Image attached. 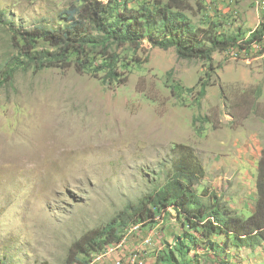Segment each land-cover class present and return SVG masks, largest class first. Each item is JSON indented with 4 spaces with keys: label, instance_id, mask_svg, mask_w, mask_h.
<instances>
[{
    "label": "rangeland",
    "instance_id": "rangeland-1",
    "mask_svg": "<svg viewBox=\"0 0 264 264\" xmlns=\"http://www.w3.org/2000/svg\"><path fill=\"white\" fill-rule=\"evenodd\" d=\"M82 1L0 0V9L15 29L59 27L64 25L59 15ZM123 1L130 9L154 3ZM187 3L186 14L197 27L216 23L224 36L239 35L240 42L250 37L245 9L251 10L253 1ZM9 24L0 23V259L5 264L70 263L79 252L76 245L87 247L85 237L96 238L167 183L180 146L191 147L204 168V178L193 186L199 196L219 197L239 216H251L264 150V41L251 51L215 52L211 64L179 59L175 49L153 48L147 41L139 47L112 44L117 71L127 78L123 85L105 83L106 72H77L74 57L67 69L19 67L4 81L12 59L20 56ZM42 49L50 47L40 42L37 51ZM160 212L158 222L122 227L119 247L81 253L75 264H113L132 251L145 256L146 264L147 259L149 264H221L222 257L201 238L195 243L201 249L182 257L174 244L184 236V225L174 209ZM109 248L112 253L105 256ZM227 261L264 264V251L243 248Z\"/></svg>",
    "mask_w": 264,
    "mask_h": 264
},
{
    "label": "trees",
    "instance_id": "trees-1",
    "mask_svg": "<svg viewBox=\"0 0 264 264\" xmlns=\"http://www.w3.org/2000/svg\"><path fill=\"white\" fill-rule=\"evenodd\" d=\"M187 1L154 0L153 4L130 9L122 0H83L81 5H74L59 15L64 25L17 29L8 23L5 12L0 9V23L10 25L20 54L12 59L3 80L8 81L19 67L24 70L34 67L37 72L46 68L67 69L72 66L71 58L74 57L77 72L92 70L95 75L106 72L105 83L123 85L127 78L117 71V57L110 51L112 44L139 47L147 41L153 48L175 49L179 59L211 64L215 52L237 47L251 51L253 43L264 41V17L259 28L240 42L239 35L219 33L216 23L207 28L197 27L186 14ZM40 42L47 43L50 49L37 51ZM205 92L203 87L201 94ZM179 148L180 158L167 183L146 195L137 206L122 212L96 238L85 237L83 241H87V247H82L81 243L76 245L79 248L77 256L90 251L102 252L108 244L121 243L119 230L122 227L158 222V216L162 217L158 213L170 208L184 225V236L178 237L174 244L182 257L193 249H201L195 244L199 238L209 245L213 254L222 257L219 258L221 264L228 263L230 253L237 255L243 248L264 251V150L259 160L255 212L243 218L223 204L221 198L206 193L199 196L193 190L194 183L204 178L205 171L191 147ZM77 256L72 254L68 264L81 262ZM0 264L5 262L0 259Z\"/></svg>",
    "mask_w": 264,
    "mask_h": 264
},
{
    "label": "crops",
    "instance_id": "crops-1",
    "mask_svg": "<svg viewBox=\"0 0 264 264\" xmlns=\"http://www.w3.org/2000/svg\"><path fill=\"white\" fill-rule=\"evenodd\" d=\"M251 1L254 2V5L251 8V10H249L248 8L245 9V12L248 11V13L245 14L246 28H249V29H246L247 30L246 33L248 35L253 33L255 30H257V28H259V26L262 23V19L264 17L263 12H262L261 0H251ZM226 10H229V9L226 8L225 12ZM230 205L232 206V204ZM250 211L252 215L255 212V207H252Z\"/></svg>",
    "mask_w": 264,
    "mask_h": 264
},
{
    "label": "bare ground",
    "instance_id": "bare-ground-1",
    "mask_svg": "<svg viewBox=\"0 0 264 264\" xmlns=\"http://www.w3.org/2000/svg\"><path fill=\"white\" fill-rule=\"evenodd\" d=\"M243 43V42H242ZM261 46L262 44H261V42H255V43H253L252 44V48L253 49H255L256 47H258V46ZM245 52V51H244ZM157 221V220H156ZM140 226L139 225H137V229L139 228ZM122 243V242H121ZM114 246V245H113ZM120 246V243L118 244V245H116V247H119ZM110 251H112L111 250V248H109V249H107L106 250V254H105V256H107L108 254H110V253H112V252H110ZM135 256H142V254H140L139 252H137V253H135ZM103 257H99V258H97L96 260L97 261H99V260H101ZM126 260L127 259H124V258H119V259H117V262H118V264H126ZM114 264V263H113ZM140 264H146V260L144 259V258H140Z\"/></svg>",
    "mask_w": 264,
    "mask_h": 264
},
{
    "label": "built area",
    "instance_id": "built-area-1",
    "mask_svg": "<svg viewBox=\"0 0 264 264\" xmlns=\"http://www.w3.org/2000/svg\"><path fill=\"white\" fill-rule=\"evenodd\" d=\"M262 12L264 14V0H261ZM140 258H146L145 256H135V251L128 253V259L126 260V264H140ZM114 264H118L117 258L114 261ZM147 264H149V260L147 259Z\"/></svg>",
    "mask_w": 264,
    "mask_h": 264
}]
</instances>
